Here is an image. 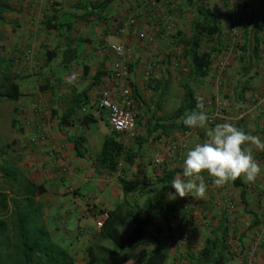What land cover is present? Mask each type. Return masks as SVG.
Listing matches in <instances>:
<instances>
[{
  "label": "crops",
  "instance_id": "crops-1",
  "mask_svg": "<svg viewBox=\"0 0 264 264\" xmlns=\"http://www.w3.org/2000/svg\"><path fill=\"white\" fill-rule=\"evenodd\" d=\"M96 1L101 0H9L10 8L0 19V45H8L0 70L8 68L16 76L21 92L18 99L0 101L1 110L11 103L6 110L9 121H3L0 113V138L5 143L0 141V151L7 150L9 165L45 186L36 198L43 205V221L52 239L71 253L75 264H103L89 253L95 247L101 252V246L116 250L124 258L119 264H144L159 241L167 248L164 264H206L199 255L212 238L218 240L217 254L228 264H245L244 256L251 253L253 264H264V151L250 143L243 147L262 171L254 183L242 176L249 210L241 197L242 187L234 181L217 187L213 177L203 172L206 195L203 200L193 198V224L186 244H180L182 231L189 226L186 197L171 198L175 192L171 185L163 196L171 211H158L145 241L137 247L104 238L96 223L91 224L100 207L114 211L125 199L142 205L158 196L152 188L159 184L153 185V180L173 170L171 184L182 175L186 154L181 161L159 166L154 165L155 156L164 155L174 141L186 142L187 153L215 127L208 122L204 128L184 129L174 125L180 124V118L171 119L184 98L183 82L190 77L191 62L180 42L188 24H193L187 0H159L154 8L146 7L143 0H112L101 13L89 14ZM208 6L219 14L222 33L215 40L209 73L191 86L196 97L203 98L207 115L223 106L226 119L217 124L230 122L264 142V2L208 0ZM119 42L127 48L131 82L138 93L135 131L117 138L138 153L131 164L123 156L119 170L107 174L96 171L95 160L114 130L96 115V108L101 91L115 88L117 56L111 45ZM48 51L55 53L49 56ZM153 60L157 66L149 79L147 66ZM99 73L100 81L95 83ZM77 93H84L85 100L66 123L62 114ZM86 115L93 120L85 122ZM81 135L87 147L83 156L75 148ZM228 201L234 209H228ZM120 230L124 240L130 229Z\"/></svg>",
  "mask_w": 264,
  "mask_h": 264
},
{
  "label": "trees",
  "instance_id": "trees-1",
  "mask_svg": "<svg viewBox=\"0 0 264 264\" xmlns=\"http://www.w3.org/2000/svg\"><path fill=\"white\" fill-rule=\"evenodd\" d=\"M111 1L93 2L89 14L101 13ZM187 2L189 4L192 0H187ZM9 8V0H0V19H3V14ZM195 11L196 16L192 24L194 33L190 38L181 37L180 42L184 45V56L189 58L191 62L190 80L200 83L209 73L216 49V47L204 48V42L215 41L222 33V26L219 14L208 6L207 0H202L201 4L196 6ZM54 53V51H48L49 56ZM1 62H4V60ZM0 71L2 72L0 77V101L18 99L21 92L18 83L15 81L16 76L10 74L8 68ZM246 73H249V66L246 68ZM100 75L101 73L95 77V83L100 81ZM183 89V101L171 116V119L174 121L176 118H180V124L174 123V125L186 129L188 127L183 124V117L199 109L196 108L195 90L189 80L183 82ZM137 93L138 91L133 85L134 97ZM83 100H85L84 93L74 94L71 98L72 104L62 114L64 122L67 123L75 112L76 106ZM92 120L91 115L84 117L85 122ZM237 128L241 130L240 126ZM119 134L120 132L114 130L113 136L105 138L101 151L95 160L97 172L116 173L119 170V163L123 156L130 164L134 162L138 152L127 149L118 140ZM75 148L78 155L83 156L86 154L85 136L81 135L75 139ZM6 152L7 150L2 149L0 157H4ZM1 169L4 179L10 183V190L14 193V196L9 197L8 193L0 192V264H75V259L71 253L52 239L51 233L43 221V205L37 200L36 196L45 191V186L36 184L26 177L19 168L8 163L2 164ZM173 172V170H167L153 180V185L159 184L152 188V190L157 191L158 196H151L142 205L125 199L116 206L114 211H109L110 216L101 228L102 237L113 238L117 244L125 242L127 248H134L143 243L149 234L148 227L157 217L158 211H171L163 196L169 190ZM120 180L122 183H126L124 178ZM234 184L242 187L241 197L247 210H249L247 190L242 177L234 181ZM10 202L12 208L9 206ZM166 218L169 220L170 216H166ZM121 228L130 229L124 235V240L121 237ZM217 247L218 240L216 238L208 239L199 255L200 262L228 264V260L224 256L217 254ZM96 248L98 247L89 249L94 261L99 259L103 264H119L124 260L114 249L101 246V252L99 250L95 253ZM166 257L167 248L159 241L146 257L144 264H164Z\"/></svg>",
  "mask_w": 264,
  "mask_h": 264
},
{
  "label": "clouds",
  "instance_id": "clouds-1",
  "mask_svg": "<svg viewBox=\"0 0 264 264\" xmlns=\"http://www.w3.org/2000/svg\"><path fill=\"white\" fill-rule=\"evenodd\" d=\"M196 108L199 110L183 117V124L189 128H204L209 117L204 111L202 97H196ZM249 143L264 151V142L259 136L246 134L230 122L216 124L207 131L206 140L187 151L182 175H177L170 184L175 190L170 193V197L191 196L196 200H203L207 190L202 176L205 171L213 177V183L217 187L242 176L247 182L254 183L262 169L252 153L243 147Z\"/></svg>",
  "mask_w": 264,
  "mask_h": 264
},
{
  "label": "built area",
  "instance_id": "built-area-1",
  "mask_svg": "<svg viewBox=\"0 0 264 264\" xmlns=\"http://www.w3.org/2000/svg\"><path fill=\"white\" fill-rule=\"evenodd\" d=\"M146 7L154 8L158 5L159 0H143ZM135 21L131 19L130 23L133 24ZM144 36L143 33L140 34ZM112 50L117 56L114 63L113 77L115 80V88H105L101 91L98 106L96 108V115L104 117L109 125L117 132L125 133L135 131L136 128V116L135 107L136 101L133 94V85L131 82V66L128 61V51L124 43H116L111 45ZM157 66V61H151L147 66V76L149 79L152 78L153 71ZM209 123L211 126H215L219 120L226 119L224 108L219 105L214 113L208 115ZM187 150V144L184 141H174L168 146L164 155H157L154 159V165L159 166L166 161L178 162L181 161ZM187 203V223L189 226L184 228L181 234V245L186 244L189 239L192 230V208H193V197L186 196ZM228 209L232 210L235 205L232 201L227 202ZM109 210L103 207L99 208L95 223L98 228H102L107 219L109 218ZM254 254H248L244 256L245 264H253Z\"/></svg>",
  "mask_w": 264,
  "mask_h": 264
},
{
  "label": "rangeland",
  "instance_id": "rangeland-1",
  "mask_svg": "<svg viewBox=\"0 0 264 264\" xmlns=\"http://www.w3.org/2000/svg\"><path fill=\"white\" fill-rule=\"evenodd\" d=\"M201 2H202V0H192V2L191 3H189L188 4V2L186 1V6H188L189 7V10L192 12V13H194V17H193V20L195 19V16H196V11H195V8H196V6L197 5H200L201 4ZM207 2H208V0H207ZM240 5H241V2H240ZM184 8V7H183ZM193 33H194V28H193V26L192 25H190V24H188V26H187V28H186V32H185V36L184 37H186V38H190L192 35H193ZM215 44H216V41H213V40H210V41H206V42H204V48H213L214 46H215ZM7 48H8V45H5V44H3L2 46L0 45V58L3 56V57H5L6 56V54H7ZM233 59V58H232ZM188 60V62H189V59H187ZM229 64H230V66L233 64V62L230 60V62H229ZM0 76H1V74H0ZM186 80H189L190 81V83L192 84V85H197V84H195V82H193L192 80H190V77H188ZM199 87V86H198ZM10 104L11 103H6V104H3V107H2V110H1V105H0V110L2 111V112H0L1 113V115L3 116L2 118H3V121H5V119L7 120V121H9L10 120V118H9V112H7L6 110H8V107L10 106ZM7 126V125H6ZM1 128H3V130L5 131V123L3 122L2 123V127ZM8 133H9V131H8ZM1 140H3V138L1 137L0 138V141ZM3 144H5L4 143V140H3ZM5 157H0V192H6V193H8V195H9V197H11V196H14V193L10 190V183L9 182H7L5 179H4V177H3V173H2V169H1V167H2V164H4V163H9V157L8 156H6V155H4ZM6 161V162H5ZM1 197V196H0ZM9 206H10V208H12V204H11V202L9 203ZM95 222V220L93 221V222H91V224L93 225V223ZM96 225V224H95ZM54 235H56V233H54ZM97 252H99V250H98V248H96L95 249V253H97ZM92 259V258H91Z\"/></svg>",
  "mask_w": 264,
  "mask_h": 264
}]
</instances>
